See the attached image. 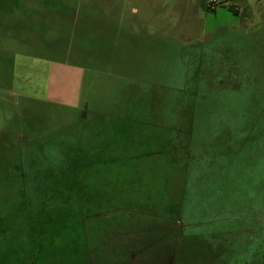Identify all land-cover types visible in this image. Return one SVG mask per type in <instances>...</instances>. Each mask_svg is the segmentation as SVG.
<instances>
[{"label": "rangeland", "instance_id": "1", "mask_svg": "<svg viewBox=\"0 0 264 264\" xmlns=\"http://www.w3.org/2000/svg\"><path fill=\"white\" fill-rule=\"evenodd\" d=\"M263 193L264 0H0V264L80 262L55 250L75 212L116 213L95 224L117 249L200 244L119 264H243L264 208L246 233L242 200Z\"/></svg>", "mask_w": 264, "mask_h": 264}, {"label": "trees", "instance_id": "2", "mask_svg": "<svg viewBox=\"0 0 264 264\" xmlns=\"http://www.w3.org/2000/svg\"><path fill=\"white\" fill-rule=\"evenodd\" d=\"M217 7H221V8H226L234 13H238V11H236L235 8L232 7H226L225 4L223 2L221 3H213L211 1H207L205 4H203V8L206 12L209 13H215V8ZM257 118L255 116H253V120H252V125L251 127H255L256 123H257ZM258 125V124H257ZM253 133V134H252ZM255 131L248 133L247 137L245 138V141H242V154L245 151V148L247 146V152H249L248 148H254L252 147L253 144H255V138L256 136H254ZM252 153V152H250ZM243 157V156H242ZM249 178H245L242 179L246 180ZM252 179V185L254 187V179ZM248 182V181H247ZM256 187V186H255ZM246 193L250 194V193H254V188H246L245 190ZM256 193V192H255ZM257 194V193H256ZM256 194H252L251 196H248L245 200H242V231H245L246 233H250L251 230L254 228L255 224H254V219H248L245 217H252V215L250 213H253L256 211V209L258 207H261V209L264 208V195L260 196V195H256ZM264 194V193H263ZM183 196H181L182 199ZM180 197L177 199L178 204L180 205L181 199ZM177 203V202H176ZM177 207H179L177 205ZM82 215H80V213L75 212L72 213L70 215L71 218L73 219V223L79 226V230H77V228H70V230L72 231L71 236L67 237V240H65L63 243V245L61 246H56L55 250H59L60 253L62 252H69L74 260L76 261L78 259V257L80 256V262L76 261L75 264H97V261L93 260L94 256H97L101 253L105 254V258L109 259L106 262H108L107 264H119L118 261H121L119 258H123L125 260V262L127 263L128 260L132 257H140L139 254H141L144 251H148L146 256H149V252L154 251L158 252V250L162 253V255L167 254L168 252H170L169 254L174 257V260L176 259L177 254H181V243L182 244H186L189 248V246L193 247L194 244L195 246H199L200 244H198L197 240L194 241L191 238H187L186 236L181 234L180 232L178 233L177 228H175L173 230V232H169L168 235L172 236V239L168 240V239H162L158 237V235H154V236H150L148 238H143L144 241L142 242L141 240H137V241H131V244H127L125 246H123L122 249H117L115 246H111L109 243L106 245H102L101 244V238L103 237V235L99 234V231L96 229V225L95 223H98L99 220H101L104 217H117L118 215H116V213H105V215L103 214H94V213H88V212H81ZM45 215L47 214L46 212L44 213ZM43 214V215H44ZM131 216L129 219H133L136 218V216L138 215H146L143 213H131ZM42 214L40 215V217L43 216ZM113 215V216H112ZM247 215V216H245ZM39 217V218H40ZM59 217V215H58ZM79 217V218H78ZM124 217H121V221L123 220ZM119 219V218H118ZM90 220H92L93 222H91ZM120 221V220H119ZM127 221V222H126ZM125 224H124V229H127L128 227L131 226V220H126ZM143 220H137L133 223H136L137 225H139L138 223ZM168 221V219H167ZM176 222H178L177 220H175ZM138 222V223H137ZM140 227V225H139ZM88 228V230H86ZM149 230V229H148ZM151 230V228H150ZM169 231V230H168ZM89 234V235H88ZM128 234V232H127ZM129 235V234H128ZM162 235H164L161 232V237H163ZM149 238L154 239V241H149ZM158 238V240H156ZM101 239V240H100ZM169 242V243H168ZM168 243V244H166ZM205 244V242H203ZM208 243V242H206ZM102 245V246H100ZM163 245H166L165 248H162ZM209 247V246H206ZM208 250H211L210 252H212L213 255V249L212 247H209ZM56 251V252H57ZM220 251H215L214 253L218 255ZM116 254V256L114 255ZM184 254V253H183ZM153 255V254H152ZM251 256V258L249 259V257ZM113 257V258H112ZM143 257V256H142ZM242 257H243V264H264V243L263 245L261 243L255 244V243H245L243 248H242ZM144 261V264H146L148 262V259H151V257H143L141 258ZM142 260H140L142 262ZM111 261V262H110ZM104 262V263H106ZM101 263V261L98 262V264ZM124 263V264H126ZM73 264V261H72Z\"/></svg>", "mask_w": 264, "mask_h": 264}, {"label": "crops", "instance_id": "3", "mask_svg": "<svg viewBox=\"0 0 264 264\" xmlns=\"http://www.w3.org/2000/svg\"><path fill=\"white\" fill-rule=\"evenodd\" d=\"M79 102V107H80V119L82 122L86 123L88 120H90L94 114H96V110L94 111L91 109L88 105V100H85L84 102L82 101Z\"/></svg>", "mask_w": 264, "mask_h": 264}]
</instances>
